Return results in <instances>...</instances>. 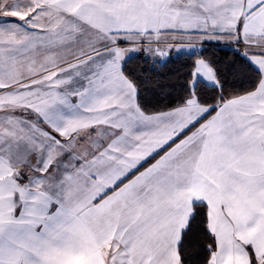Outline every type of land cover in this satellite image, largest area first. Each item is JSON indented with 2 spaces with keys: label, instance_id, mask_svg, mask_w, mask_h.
I'll return each mask as SVG.
<instances>
[{
  "label": "snow or ice",
  "instance_id": "snow-or-ice-1",
  "mask_svg": "<svg viewBox=\"0 0 264 264\" xmlns=\"http://www.w3.org/2000/svg\"><path fill=\"white\" fill-rule=\"evenodd\" d=\"M0 264H264V0H0Z\"/></svg>",
  "mask_w": 264,
  "mask_h": 264
},
{
  "label": "trees",
  "instance_id": "trees-1",
  "mask_svg": "<svg viewBox=\"0 0 264 264\" xmlns=\"http://www.w3.org/2000/svg\"><path fill=\"white\" fill-rule=\"evenodd\" d=\"M218 62L222 78H226L225 93L231 94L241 81L247 82L251 73L227 46L208 45L206 54ZM126 70L135 74L143 83L142 97L148 110H156L175 103L180 86L185 83L189 69L181 58H173L167 65L154 66L146 63L142 56H134L127 62Z\"/></svg>",
  "mask_w": 264,
  "mask_h": 264
},
{
  "label": "crops",
  "instance_id": "crops-1",
  "mask_svg": "<svg viewBox=\"0 0 264 264\" xmlns=\"http://www.w3.org/2000/svg\"><path fill=\"white\" fill-rule=\"evenodd\" d=\"M210 44H214V43H210ZM223 46H225V45H223ZM134 56H140L139 54H133V57Z\"/></svg>",
  "mask_w": 264,
  "mask_h": 264
}]
</instances>
